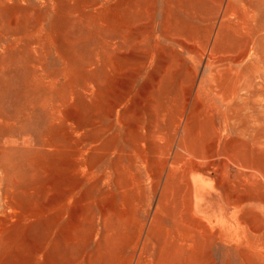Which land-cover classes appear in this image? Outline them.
<instances>
[{
  "label": "rangeland",
  "instance_id": "obj_1",
  "mask_svg": "<svg viewBox=\"0 0 264 264\" xmlns=\"http://www.w3.org/2000/svg\"><path fill=\"white\" fill-rule=\"evenodd\" d=\"M0 264H264V0H0Z\"/></svg>",
  "mask_w": 264,
  "mask_h": 264
},
{
  "label": "bare ground",
  "instance_id": "obj_2",
  "mask_svg": "<svg viewBox=\"0 0 264 264\" xmlns=\"http://www.w3.org/2000/svg\"><path fill=\"white\" fill-rule=\"evenodd\" d=\"M204 179V178H203ZM196 187V192H195V197H202L204 193L208 189V185L204 183V181H199L195 184ZM212 188V186H211ZM195 189V188H194ZM198 201V200H196ZM220 221V220H219ZM241 228V227H240Z\"/></svg>",
  "mask_w": 264,
  "mask_h": 264
}]
</instances>
